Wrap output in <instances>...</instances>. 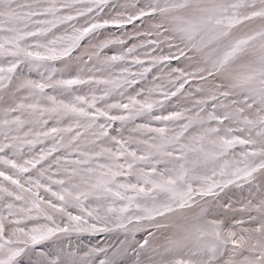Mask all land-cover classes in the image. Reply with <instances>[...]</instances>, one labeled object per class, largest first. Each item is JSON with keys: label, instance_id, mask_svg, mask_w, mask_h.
Here are the masks:
<instances>
[{"label": "snow or ice", "instance_id": "6c2138e0", "mask_svg": "<svg viewBox=\"0 0 264 264\" xmlns=\"http://www.w3.org/2000/svg\"><path fill=\"white\" fill-rule=\"evenodd\" d=\"M0 264H264V0H0Z\"/></svg>", "mask_w": 264, "mask_h": 264}]
</instances>
